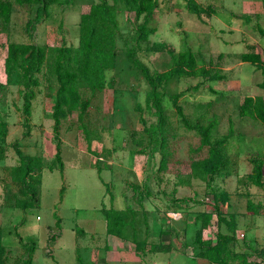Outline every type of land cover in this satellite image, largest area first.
Wrapping results in <instances>:
<instances>
[{
    "label": "rangeland",
    "instance_id": "rangeland-1",
    "mask_svg": "<svg viewBox=\"0 0 264 264\" xmlns=\"http://www.w3.org/2000/svg\"><path fill=\"white\" fill-rule=\"evenodd\" d=\"M99 1L55 4L38 22L36 5L14 3L9 21L0 18V120L7 126L6 136L0 138V230L2 243L9 248L4 264H19L31 242L33 264H79L76 251L90 264H212L198 256L200 229L203 241L214 242L217 232L227 234L232 236L229 248L234 254L252 253L249 260L264 263V186L247 180L251 158L264 155V124L239 115L244 97L259 96L264 102L260 70L240 59L248 51L259 52L264 59V36L256 27L264 29L260 0H193L206 8L199 16L189 11L190 0H158L148 23L155 31L139 44L134 40V13L125 4H116L121 35L115 39L116 62L105 72L112 85L93 92L83 78L77 79V91L90 104L85 130L77 119L79 109L64 107L66 115L58 127L61 172L55 160L53 119L58 88L55 48L70 47L66 64L78 68L81 15ZM10 42L47 49L41 71L34 74L38 85H32L35 97L27 124L25 89L10 84L5 70ZM157 42L167 43L173 53L190 48L198 60H211L223 75L220 80L171 78L162 100L161 126L155 109L146 105L150 86L126 56V50L134 48L135 57L151 73L163 71L172 58L166 50L152 49ZM174 93H180L177 102L189 123L217 121L212 141L227 135L232 125L220 148L223 163L209 183L189 175L191 162L207 157L208 148L199 147V134L186 128L170 100ZM17 149L42 159V167L34 169L25 184L11 181L12 168L19 164ZM221 192L228 195L227 202L215 203L214 195ZM18 200L33 204L24 210L15 206ZM248 201L259 213H248ZM109 208L126 220L122 238L107 234L104 210ZM205 212L212 214L211 225L202 229L200 214ZM228 222L234 223V231ZM143 239L145 253L135 247V240ZM160 242L168 243L170 251H148ZM100 257L102 263L97 261ZM228 263L240 264L231 256Z\"/></svg>",
    "mask_w": 264,
    "mask_h": 264
},
{
    "label": "trees",
    "instance_id": "trees-1",
    "mask_svg": "<svg viewBox=\"0 0 264 264\" xmlns=\"http://www.w3.org/2000/svg\"><path fill=\"white\" fill-rule=\"evenodd\" d=\"M72 0H0V18L4 22L10 19L12 5H36L35 22L40 21L43 17L49 15V8L55 4H62L68 6ZM100 0L93 4L88 12L81 15L79 22L80 38L79 45L82 50L81 64L76 70L70 69L68 64L70 47H57L55 48L57 54L54 61V73L57 78L58 88L56 91V99L54 103L53 119H54V138L56 142L55 160L60 171H63V160L61 156L60 140L58 136V127L62 117L66 115L64 107L67 110L79 109L77 119L82 129L85 130L84 116L90 104L88 98L82 99L79 92L75 87V83L79 77L83 78L86 85L91 91L102 90L107 86L112 85V81L106 78V70L112 69L116 62L115 39L117 35H121L118 21L115 15V5L123 3L127 6V11L134 13L135 36L136 44L140 41H145L149 34L154 33L155 28L149 27L148 23L152 19L154 11L158 5V0ZM262 10L264 12V0H260ZM190 12L200 15L206 12V8L198 5L195 1L190 0L187 5ZM210 9V8H209ZM142 18L139 23L138 20ZM257 31L264 36V29L257 24ZM155 51L166 50L171 58L172 64L165 70L151 73L147 66L135 57V49L129 48L126 50L128 61L141 71L150 88L146 92V105L154 108L158 118V124L161 126L164 122V108L162 100L165 95V87L169 80L173 77H201L209 80H220L223 75L214 68L212 61L204 62L196 58L194 52L190 48H185L177 53L165 42H157L152 45ZM47 58V49L44 46L35 43H16L10 42L7 45V54L5 56V70L7 73L8 82L10 84L22 85L25 89L23 94V113L24 122L27 124L31 115V101L35 97V92L32 88L38 85V80L34 74L41 71V67ZM242 62L252 64L255 69L260 70L262 80L258 86L264 90V59L261 53L248 51L240 54ZM16 72V73H15ZM180 93L171 94L170 100L175 107L177 113L182 118L185 126L189 130H195L200 136V146L208 148V156L190 164L189 175L210 182L214 174L222 165L221 147L227 140V137L232 133V125L229 126L227 135L220 139L212 141V131L217 125L215 119L211 120L208 124L199 125L191 124L183 114L182 107L178 104ZM239 115L242 117L248 116L259 120L264 124V102L261 97L246 96L239 106ZM7 126L6 123L0 120V138L6 136ZM19 157V164L12 168L11 181L26 183V178L34 169L42 167V159L40 156L25 155L20 149H17ZM252 170L247 175V180L255 185L264 186L263 166L264 155L253 157L250 160ZM100 174L101 168L96 166ZM53 169V166H49ZM108 188V187H107ZM63 187L61 188V192ZM60 192V193H61ZM148 193V191H147ZM62 194V193H61ZM215 203L218 201L227 202L228 195L221 192L214 195ZM31 201L18 200L16 207L26 209L32 206ZM247 210L249 214H257L259 211L251 201H248ZM107 225V234H112L118 237H123V228L126 225V220L114 208L104 210ZM202 218V229L210 227L212 214L205 212L200 214ZM222 218H218V221ZM225 220V219H224ZM229 223V222H228ZM219 224V222H218ZM231 231H234V223H229ZM135 239V238H134ZM20 242L22 239L19 237ZM232 236L217 232L216 240L203 241L201 239V229L197 232V244L201 250L198 256L206 259L212 264H229V256L238 260L240 264H264L256 260H249L250 254H234L229 248V242ZM30 243V242H29ZM146 241L135 240L136 250H141L145 253ZM171 246L168 243H153L150 245L148 251L151 252H168ZM9 248L2 243L1 230H0V264H4L6 256L8 255ZM35 252V244L33 242L27 247L26 257L20 260L19 264H33V255ZM256 255V254H254ZM76 259L79 264H90L82 261L80 253L76 251Z\"/></svg>",
    "mask_w": 264,
    "mask_h": 264
},
{
    "label": "crops",
    "instance_id": "crops-1",
    "mask_svg": "<svg viewBox=\"0 0 264 264\" xmlns=\"http://www.w3.org/2000/svg\"><path fill=\"white\" fill-rule=\"evenodd\" d=\"M102 259H103V258L100 257V258L97 259V261H98L99 263H102V261H101ZM76 260H77V259H76ZM95 262H96V260H95Z\"/></svg>",
    "mask_w": 264,
    "mask_h": 264
}]
</instances>
